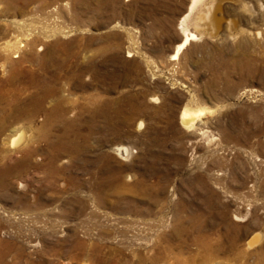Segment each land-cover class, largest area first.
I'll list each match as a JSON object with an SVG mask.
<instances>
[{
    "label": "rangeland",
    "instance_id": "rangeland-1",
    "mask_svg": "<svg viewBox=\"0 0 264 264\" xmlns=\"http://www.w3.org/2000/svg\"><path fill=\"white\" fill-rule=\"evenodd\" d=\"M215 1L176 58L190 0L0 2V264H124L190 228L222 247L195 264H264V0Z\"/></svg>",
    "mask_w": 264,
    "mask_h": 264
},
{
    "label": "bare ground",
    "instance_id": "bare-ground-1",
    "mask_svg": "<svg viewBox=\"0 0 264 264\" xmlns=\"http://www.w3.org/2000/svg\"><path fill=\"white\" fill-rule=\"evenodd\" d=\"M20 1H24V0H0V2H4L8 10L11 9L13 6H15L14 3ZM215 2H216L215 0H190L187 11L180 17L177 23V28H179L180 31L182 32V39L177 44V47L174 50V52L171 54V58H176L180 48H183L185 45H187L190 42V40H193L194 38L197 37L196 33L189 29L190 23H192L194 27L199 28V31L203 34L204 33L210 34L215 31L216 17L211 10ZM201 4H204L205 6H202ZM22 35L27 36V34L16 33L14 35L13 41L10 38L6 40L4 45L1 43L4 48L3 50L11 51L12 49H14L15 51L19 49L21 46H23L24 43H22L21 40ZM14 56H18V54H15ZM204 109H205L204 107L194 108L185 105L179 115L180 122L185 127H189V128L193 127L194 124L196 123L197 118H200L199 116L204 112ZM141 125L142 122L139 121V126ZM14 137L16 138V136ZM11 139H12L11 143H15L14 142L15 139L14 138ZM115 149L119 153L126 152L128 150V148L124 145H118ZM234 216L235 219H239L238 215H234ZM184 232L185 233L181 232V233L172 234V237L175 240H177V246H176L177 250L173 248V246H169V245L167 246L161 244L159 245L157 244V242H155L152 244L150 248L154 250L153 254L148 256L146 254L147 251H142L141 249L137 250V253L134 256H132L131 258L129 257L125 258L124 264H195L197 262H210L211 260L219 256V254L222 252L221 245L215 240V238L212 239V237H210L211 235L209 236L207 232L202 231L201 229L195 230L192 228L187 229ZM193 232H195L196 234L194 235ZM183 234H185L184 235L185 237H183ZM157 236L163 238L165 234L164 233L160 235L157 234ZM186 236L188 237L186 238ZM191 236H193L192 239L194 240H192V242H189ZM260 237L261 234L259 232L249 237L247 240L248 246L252 247L253 245H255L260 240ZM191 244L196 245V252L191 251L189 249ZM183 249L189 251L190 254L188 259H183L178 256L179 252ZM133 257H136V259L134 260ZM168 259H172V261L168 262Z\"/></svg>",
    "mask_w": 264,
    "mask_h": 264
}]
</instances>
